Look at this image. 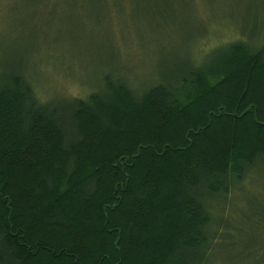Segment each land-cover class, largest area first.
<instances>
[{
    "label": "trees",
    "instance_id": "obj_1",
    "mask_svg": "<svg viewBox=\"0 0 264 264\" xmlns=\"http://www.w3.org/2000/svg\"><path fill=\"white\" fill-rule=\"evenodd\" d=\"M243 38L84 97H42L23 52L0 59V264H219L216 246L264 264L255 226L223 218L264 168V40Z\"/></svg>",
    "mask_w": 264,
    "mask_h": 264
},
{
    "label": "rangeland",
    "instance_id": "obj_2",
    "mask_svg": "<svg viewBox=\"0 0 264 264\" xmlns=\"http://www.w3.org/2000/svg\"><path fill=\"white\" fill-rule=\"evenodd\" d=\"M237 35L251 47L264 40V0H0V59L23 52L42 97H84L105 74L141 90ZM250 180L223 218L227 233L255 226L253 247L264 242V168ZM229 253L216 246L212 259L226 264Z\"/></svg>",
    "mask_w": 264,
    "mask_h": 264
}]
</instances>
